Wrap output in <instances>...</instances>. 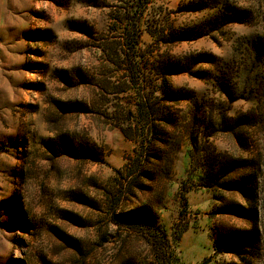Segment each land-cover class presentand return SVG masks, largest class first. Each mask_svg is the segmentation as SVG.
Returning a JSON list of instances; mask_svg holds the SVG:
<instances>
[{
	"label": "rangeland",
	"instance_id": "1",
	"mask_svg": "<svg viewBox=\"0 0 264 264\" xmlns=\"http://www.w3.org/2000/svg\"><path fill=\"white\" fill-rule=\"evenodd\" d=\"M152 1L161 15L144 16L143 22L204 25L213 13H179L181 0ZM221 1L229 8L236 5L243 20L155 51L174 58L209 53L216 59L215 66L198 64L191 70H203L201 78L187 73L169 78L173 89L190 91L193 98L169 105L179 127L191 121L199 132L192 158L179 128L177 139L169 141L168 157L147 165L167 174L163 188L153 195L134 190V197L121 199L124 208L153 204L152 223L165 231L171 264H264V0ZM112 4L114 0L0 2V264H122L130 256L137 264H163L144 240L132 246L123 241L125 234L107 225L104 194L115 171L134 155L132 141L112 126L114 117L108 122L96 110L65 116L56 109L65 100L98 97L97 89L74 86L78 80L72 78L74 70L98 72L100 54L88 36L109 32L108 10L91 6ZM150 42L143 34L141 48ZM126 98L119 96L113 105ZM242 113L251 114L254 125L235 128L233 118ZM66 134L77 144H95L102 161L53 156L48 142ZM195 150L218 154L214 172H226L221 162L242 165L233 176L245 181L244 193L201 185L202 164ZM248 202L257 213L256 248L243 256L223 254L218 234L247 231L252 218L223 215L218 209Z\"/></svg>",
	"mask_w": 264,
	"mask_h": 264
},
{
	"label": "trees",
	"instance_id": "2",
	"mask_svg": "<svg viewBox=\"0 0 264 264\" xmlns=\"http://www.w3.org/2000/svg\"><path fill=\"white\" fill-rule=\"evenodd\" d=\"M181 2L183 7L179 9V13H213L204 25L181 23L175 28L161 20L142 21L144 16L157 19L161 15V8L154 6L152 0H114L111 6H91L94 9L108 10L109 32L106 34L101 32L94 38L88 36V39L93 42L91 47L100 54L101 65L96 70L98 72L94 74L92 72L84 75L80 70H74L72 80H78L74 86L84 85L97 89L98 97L91 102L83 100L66 102L65 100L56 104L57 111L65 116L73 113L88 114L96 110V114L107 118V121H111V117H114L116 121L112 122V126L118 127L121 133L132 141L134 155L129 156L128 162L120 171H115L114 183L104 194L102 203L109 215L107 225L108 228L112 227L114 232L119 231L125 234L126 238L123 241L132 246L144 240L163 264H171L170 244L165 231L158 230V226L155 228L152 223L153 204L148 201L135 207L124 208L121 199L124 195L134 197V190L135 192L136 190L148 191L153 195L154 191L161 187L167 174L147 165H151V160L160 164L164 158L168 157L166 149L169 148V141L177 139L176 133H179L177 131L179 128L189 140L192 158L199 132L195 126H190L191 121L179 127L181 122L178 117L172 115L169 105L172 102L193 98L190 91L183 93L173 89L169 78L182 73L201 78L203 70L193 72L191 70L198 64L215 66L216 59L209 53L174 58L172 55H160L155 51H158V47L161 46H176L194 41L209 32H217L226 24L240 22L244 18L240 16L236 5L229 8L225 5V1L181 0ZM143 34H146L151 42L142 49ZM152 45L156 47L152 48ZM119 96L127 97L126 103L118 102L113 105V100ZM251 116V114L242 113L234 117L233 120L238 122L235 128L254 125V122L250 121ZM49 142L48 150L55 157L64 155L77 160L102 161V151L95 144H77L67 134L57 137L55 143L49 144ZM195 153V159H201L202 164L200 168L202 172L197 177L198 181H202L201 185L244 193L245 181L240 179L241 176L238 178L233 176L236 170L243 168L242 165L235 164L236 162H221L220 169H227L226 172H214L213 167L216 163L219 165L218 161L216 162L218 154H206L202 150H197ZM92 202L99 210L95 200ZM254 208L248 202L245 206L230 203L218 209V212L223 215L234 214L244 219L252 218V225L247 231L230 230L221 231L218 234L217 242L222 247L223 254L236 256H243L245 253L253 254L258 232L255 220L257 213ZM156 231H159L161 236H157ZM122 264L137 263L133 256H130V259Z\"/></svg>",
	"mask_w": 264,
	"mask_h": 264
},
{
	"label": "crops",
	"instance_id": "3",
	"mask_svg": "<svg viewBox=\"0 0 264 264\" xmlns=\"http://www.w3.org/2000/svg\"><path fill=\"white\" fill-rule=\"evenodd\" d=\"M5 1H13V0H0V2H5Z\"/></svg>",
	"mask_w": 264,
	"mask_h": 264
}]
</instances>
